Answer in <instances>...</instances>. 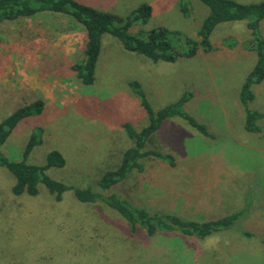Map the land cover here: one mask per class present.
Returning a JSON list of instances; mask_svg holds the SVG:
<instances>
[{"label": "rangeland", "instance_id": "1", "mask_svg": "<svg viewBox=\"0 0 264 264\" xmlns=\"http://www.w3.org/2000/svg\"><path fill=\"white\" fill-rule=\"evenodd\" d=\"M78 1L90 6L97 2ZM184 1L188 14L182 12L180 0H158L150 19L135 23L130 31L162 26L180 32L170 39L177 51L185 50L184 38H199L197 30L210 8L201 0ZM100 2L107 6L111 2L121 16L133 8L125 0ZM248 20L219 24L210 37L213 50L199 48L194 56L180 55L173 62L130 51L116 36L104 33L92 84H84L71 68L83 58L81 49L71 51L64 43H55L62 38L78 40L82 29L65 33L71 27L69 17L41 12L33 18L0 22V121L26 103L45 101L42 112L22 119L0 146L4 155L22 159L34 128L41 126L43 142L27 161L44 164L47 154L57 149L66 164L50 167L47 173L66 184L98 191L102 173L116 168L133 143L122 124L129 121L141 129L149 123L129 81L142 84L154 110L191 91L193 96L183 108L205 123L213 136H205L179 115L166 118L154 133L156 141L147 147L170 153L174 164L170 159H144L146 173L132 170L108 192L122 198L129 195L151 212L197 221L243 210L232 227L204 238L179 230L150 235L140 226L132 231L128 220L106 203L79 200L73 189L66 190L60 201L43 183L36 195H16L14 174L0 165V264H264V131L245 129L239 99L257 59L248 43ZM261 29L264 33V21ZM253 87L250 106L264 111V81ZM231 133L236 140L226 139ZM220 165L226 169L222 176H236L234 182L218 184L225 196L240 195L235 196V205L197 209L192 201L187 203L208 189L206 179L216 177L207 168ZM240 168L249 172L242 174Z\"/></svg>", "mask_w": 264, "mask_h": 264}, {"label": "trees", "instance_id": "2", "mask_svg": "<svg viewBox=\"0 0 264 264\" xmlns=\"http://www.w3.org/2000/svg\"><path fill=\"white\" fill-rule=\"evenodd\" d=\"M180 1L182 12L188 14L189 8L185 1ZM201 1L210 8V12L197 30L198 39L184 36L187 47L183 51H177L170 39L171 34L181 36L180 32L171 31L162 26L136 34L130 31V27L135 23L150 19L153 13L152 6L147 2L141 3L127 15L121 16L113 12L99 10L78 0H0V22L33 18L41 12H56L61 16L69 17L71 19L69 29L83 28L85 33L83 58L75 61L71 68L76 73L77 78L84 84H92L95 80V69L101 52L102 35L104 33L108 32L116 36L123 46L130 51L143 54L154 61L173 62L180 55L194 56L199 48L205 51L213 50L214 46L210 37L219 24L249 19L247 27L250 30L251 38L248 39V43L249 47L256 52L257 59L253 69L241 86L239 99L245 110V129L249 132L258 133L262 130L260 121L264 119V112L251 107L250 102L255 97L253 85L264 80V33L261 29V22L264 21V0L249 3H242L238 0ZM44 14L53 15V13ZM128 84L145 108L149 116V123L141 129L136 128L129 121L122 124L133 143L123 151L116 168L102 173L97 182L100 190L97 191L92 187H75L51 177L47 173L48 168L53 166L62 167L66 164L65 156L57 149H53L47 154L44 164L29 163L27 161L33 148L43 142V128L37 126L23 150L22 159H10L0 151V165L8 168L15 176V183L12 187L13 193L16 195L22 193L36 195L39 191V183H43L55 199L60 201L66 190L73 189L79 200L106 203L128 220L132 231H136L137 227L140 226L145 228L150 235L156 234L158 230H179L186 235H196L204 238L221 229L232 227L243 214V210L216 219L197 221L162 211L151 212L147 208L136 204L135 201L130 199L129 195L122 198L115 193L108 192L109 188L127 179L132 170L145 172L144 159L158 157L164 158V160L170 159V164H174L173 155H170V153L147 147L148 143L156 141L154 133L166 118L179 115L205 136H213L205 123L195 119L183 108L186 101L193 96V92L187 91L178 101L154 110L146 97L142 84L138 80H131ZM44 104L43 99L26 103L0 121V146L6 142L13 129L22 119L40 114ZM244 233L251 234L248 231H244Z\"/></svg>", "mask_w": 264, "mask_h": 264}, {"label": "crops", "instance_id": "3", "mask_svg": "<svg viewBox=\"0 0 264 264\" xmlns=\"http://www.w3.org/2000/svg\"><path fill=\"white\" fill-rule=\"evenodd\" d=\"M125 1H126V4H128L129 2H131V5L130 6L133 7L132 9L136 8L141 3L147 2V3H149L152 6V12H155V6H159L160 5V3H157L158 0H125ZM238 1L239 2H242V3H249V2H257V1H260V0H238ZM109 4H110V6H107L106 5V2H100V3H98V0H97L96 5L95 6L93 5V7L97 8L99 10H104V11H109V12L115 13L116 11H114V9L111 8L112 7V3L109 2ZM80 29H82V30L80 31L81 34L79 32L78 40L76 38L77 41L76 40H70L69 42H66V40H64L62 38V40L59 39L60 41H57L56 40L55 43H59V44L60 43H64L65 46H63V47L65 49H67V50L70 49L71 51L72 50H75L77 48H80L81 51H82V54H83L84 41H85V33H84L83 28H80ZM74 30H76V29H74ZM70 32H73V29H69L65 33L67 34V33H70ZM59 44L57 45V47L58 48L62 47ZM64 48H62L61 51L64 52V54H65L67 52H66V50L63 51ZM67 54H69V53H67ZM35 67H36V65H35ZM36 69H37V67H36ZM258 109L261 110L262 112H264L261 108H258ZM244 113H245V110H244ZM262 122L264 123V119H262L260 121V124L262 126V130L259 133H262L264 131V129H263L264 128V124L262 125ZM227 126H229V123H227ZM228 129L231 131L230 128H228ZM234 136H235V134L234 133H231L228 136H226V139L227 140H230L232 138V139L236 140L234 138ZM164 165H168V164L166 163ZM207 169H208L209 174H216V177H212V178L206 179V181L204 182V184L206 185V187H208V189L204 190L203 195H201V194L196 195L195 194L193 196V198L195 197L197 199H193L192 200V199L189 198V200H186V202L187 203H190L192 201V203L196 205V208L197 209H200L202 207H207L208 204H210V205H212L214 207H217L216 205H219L220 209L222 207H224V206L235 205V203L237 201L236 200V197H240V195L239 194H236V193H231L230 195L225 196L224 193L222 192V190H220V188L218 187V184L220 182H222V181L234 182L236 180V176H234L233 174L232 175L225 176V177L222 176L223 174L226 173V169L222 165L217 166V167L209 166ZM240 169L242 171H244V172H242V174L245 173V172L246 173L249 172V170L246 169V168H240ZM252 173L254 174L253 179L255 180L257 178V172L254 170V171H252ZM203 178H205V177H203ZM237 210H239V209H237Z\"/></svg>", "mask_w": 264, "mask_h": 264}]
</instances>
